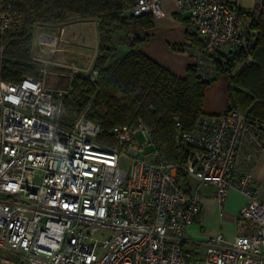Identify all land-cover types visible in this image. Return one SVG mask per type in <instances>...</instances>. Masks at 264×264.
<instances>
[{"label":"built area","instance_id":"1","mask_svg":"<svg viewBox=\"0 0 264 264\" xmlns=\"http://www.w3.org/2000/svg\"><path fill=\"white\" fill-rule=\"evenodd\" d=\"M175 1L204 39L194 53L199 74L213 76L219 52L247 49L240 0ZM132 11L165 16L162 0H138ZM13 20L0 0L1 55ZM56 93L63 94L42 79H0V264H264V203L252 170L264 150V120L240 110L200 118L181 133L184 181L164 153L139 157L140 135L152 140L144 122L114 127L113 141L104 140L101 124L86 117L76 127L61 123ZM189 178L217 187L221 211L232 189L244 194L239 217L254 231L210 237L201 257L187 249L202 211V192Z\"/></svg>","mask_w":264,"mask_h":264},{"label":"trees","instance_id":"2","mask_svg":"<svg viewBox=\"0 0 264 264\" xmlns=\"http://www.w3.org/2000/svg\"><path fill=\"white\" fill-rule=\"evenodd\" d=\"M1 1L11 6L14 20L6 32V49L0 54V79L42 78L41 61L33 53L36 27L95 21L99 47L93 70H98L97 77L92 79L93 71L70 72L67 92L56 93V98L60 97L63 107L100 123L104 140L113 141L114 127L144 122L154 149L176 164L181 180H187L183 167L188 158L181 133L192 130L204 117L206 91L222 73L231 74L226 111L240 110L264 120V0H259L258 13L241 6L247 18L248 47L219 52L214 58L216 72L210 78L199 74L196 64L188 66L181 77L140 50L152 35L149 31L155 17L150 13L135 15L132 8L138 0ZM191 23L186 38L193 48L203 51L204 39ZM121 45L129 51L117 57ZM249 57L253 63H247Z\"/></svg>","mask_w":264,"mask_h":264},{"label":"crops","instance_id":"3","mask_svg":"<svg viewBox=\"0 0 264 264\" xmlns=\"http://www.w3.org/2000/svg\"><path fill=\"white\" fill-rule=\"evenodd\" d=\"M162 5L165 16L156 19V23H154L153 28L149 31L152 34L151 37L141 44L140 50L173 73L183 77L186 75L188 66L195 64L194 53L197 49L192 48L190 50L192 57L188 56L184 58V56L177 54L175 52L176 50H173V47L175 44L179 45L186 41L185 31L188 25H192L190 15L187 13H180L175 0H162ZM259 7L260 4L258 5V9ZM80 25L81 22H77L54 27L57 35H53L52 38L56 39L45 40L44 44L46 43L45 45L49 46V49H45V53L47 54L51 51L53 55H56L58 60L60 59L61 63L68 61V49L76 47L80 50V45H76L72 41V35L75 33V28L72 27L77 28L78 26L80 27ZM174 26H178L180 31L176 32ZM163 27H167L168 35L166 38L159 35L161 32L160 29ZM71 28L72 30H70ZM98 47L99 31L96 50H98ZM96 50H93L96 55L93 65L98 56V51L96 53ZM79 66L82 67L81 65ZM82 68H84V66ZM215 88V86H211L208 91H214ZM226 109L227 103L225 97H223L220 101L211 104L208 109V114H221L225 112ZM252 170L254 185L259 191L260 200L264 203V150L259 153ZM192 184L197 187L199 186L202 192V211L197 221L189 227L187 237L190 238L191 241L185 245L186 248L187 245L190 247L192 246L194 249L190 250L195 251V254H197L196 250L199 248H204L206 250L204 242L210 237L222 234L228 240H234L239 235L254 231L255 226L250 221L239 217L240 210L247 202V198L244 194L236 189H232L224 204L223 211H221V205L216 198L217 187L215 185L200 184L198 181H194Z\"/></svg>","mask_w":264,"mask_h":264},{"label":"rangeland","instance_id":"4","mask_svg":"<svg viewBox=\"0 0 264 264\" xmlns=\"http://www.w3.org/2000/svg\"><path fill=\"white\" fill-rule=\"evenodd\" d=\"M240 4L242 7L250 10V11H258V5L261 4L259 0H240ZM186 14V13H185ZM190 15L189 13H187ZM156 19H154V23H156ZM71 21V20H70ZM245 21H247V18H245ZM81 22L80 27H72L75 28V33L72 35V41L76 45H80V50L78 48L68 49L67 54L69 56L68 61H64L61 63L60 59L56 57V55L50 51L47 54L45 53V49H49V46H46L44 44L45 40L49 39H56L52 38L53 35H57L56 29L54 27H43L39 26L36 27L33 31V53L34 58L41 61L40 64V70L44 71V74L42 75V80L44 82L45 87H48L53 92H67L66 88L70 81V78L68 77V74L72 72L74 65L79 70H82L86 73H90L93 71V62L95 52L93 50L97 49L98 46V27L97 23H95L92 20L87 21H79ZM77 23V22H73ZM69 23V24H73ZM68 24V25H69ZM75 26V25H74ZM168 27V26H167ZM167 27H163L160 32V36L166 38L167 37ZM72 28L70 30H72ZM176 32L180 31L178 26H174ZM186 35V31H185ZM198 37L200 39H203V37L198 33ZM186 38V37H185ZM117 53L116 56L125 55L124 53H127L129 51V48L127 46H117ZM192 45L187 40L182 42V44L174 45L173 50H176L175 52L177 54H180L184 56V58L190 56ZM74 50V51H73ZM98 50H96L97 53ZM127 51V52H126ZM94 54V56H93ZM74 62V63H72ZM84 66V68L80 67ZM187 73V71H186ZM231 82V74L230 73H222L215 81L212 83L211 86H215L214 91H206L205 95V102L203 107V116L208 117L211 114H208V109L211 106L212 103H216L217 101H220L223 97H225V101L228 104L229 100V87ZM66 94V93H65ZM62 96V95H60ZM58 101L60 104L62 103V100L60 97H58ZM61 113L59 116V120L61 123L70 126V127H76V124L78 121L83 118L84 116L82 114H79L76 110L72 109L71 107H63L61 104ZM140 141H136L134 143L135 146L140 148V154L139 157L141 159H147L151 160L153 157V154L155 152L154 146L152 143L146 144V138L142 137L140 135L139 137ZM142 144H146L144 147H142ZM129 151V150H128ZM129 154V153H128ZM130 155V154H129ZM130 164V158L129 157H122V160L120 162V165L122 168H128ZM195 180L193 178H189V182L192 184ZM195 184V183H194ZM192 187L195 189V185L192 184ZM188 249H194L192 246L190 247L187 245ZM197 255L204 256L206 253V250L204 248H199L196 250Z\"/></svg>","mask_w":264,"mask_h":264}]
</instances>
